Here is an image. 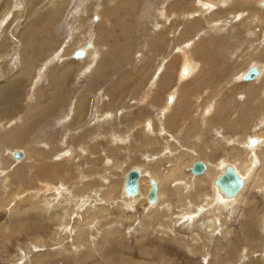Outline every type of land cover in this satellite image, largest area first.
Listing matches in <instances>:
<instances>
[{
  "label": "rangeland",
  "instance_id": "1",
  "mask_svg": "<svg viewBox=\"0 0 264 264\" xmlns=\"http://www.w3.org/2000/svg\"><path fill=\"white\" fill-rule=\"evenodd\" d=\"M47 1L38 0L37 8L44 6L40 10L42 13L33 14L32 6L36 0H0V19L7 16L6 22H2L0 35V120L3 121H0V264H34L36 260L38 264H262L264 142L255 150L259 157L255 175H259V180L255 184L252 182L251 187L250 181L247 182L249 188L245 198L237 211L224 222L226 231L231 230L230 234L217 231L214 235L208 234L211 239L208 236L205 239L207 234L200 221L203 216L198 214L199 202L193 198L188 203L189 208L179 206L181 199L178 196L181 195L176 189L184 190L187 195L201 190L208 199L213 195L212 181L205 179V183L197 184L193 174L189 176V182L172 178L164 184L167 200L163 205H171L165 229H162V225L158 226V220H164V214L149 212L154 220L146 216L148 211L155 209L146 200L131 211L123 206L132 219L120 221L119 225L115 222L120 220L121 214H125L116 208L117 205L109 204V219L104 218L106 216L101 211L94 213L91 208L95 199L103 196L94 191L96 186L107 182L109 190L115 188L113 198L119 201L124 196L125 173L132 168L146 166L152 171L157 170L156 176L162 179L173 166L174 161L170 159L183 152L186 153L184 170L187 173L190 172L187 165L196 161H202L207 166L209 164L212 168L222 160H233L238 164L242 162V167L252 164V160L243 161V147L235 142L242 140L244 133L250 139H256L258 135L264 139V75L253 83L250 90L243 84V78L241 80L246 69L251 70L256 64L264 65V48L255 54L249 53L252 41L262 45L264 28H253L254 33L249 34L247 16L242 14V5L246 1L233 0L228 3L227 0V5H217L211 10L200 5L202 2L212 5L222 0H65L60 11L55 5L46 4ZM250 1L248 8H253L250 10L253 11L260 0ZM198 7L208 12L202 14L200 10L197 11ZM257 10L262 12L263 9ZM44 13L47 16L42 18L44 24H41L42 19L38 18L45 16ZM237 16L242 17L238 21L233 20ZM223 17L226 19L222 20ZM214 20L217 23H212ZM18 21L21 24L15 23ZM79 49L89 50L86 57L74 56ZM95 49L99 50L97 57H94L95 53H89ZM187 55L197 64V68L195 74L183 78L181 71ZM20 62L22 67L27 62L35 63L37 69L46 67L43 77L39 78L42 81L36 93L37 102H41L45 110L34 114L31 107L27 123L23 122L24 127L17 129L18 120L8 123L3 118L13 119L17 109L21 108L16 113V119H19L32 96L31 86L22 80L24 70ZM64 62L69 65L72 62L70 71L59 78L61 81L54 83L57 89L54 86L53 89L57 92L52 93V85L46 82L49 69L57 64L60 65L58 68L63 67ZM235 70L242 73L230 81L228 87L224 86ZM38 72L40 70L33 74L36 76ZM181 78L186 82H181ZM17 79L22 82L20 88L10 91L18 85ZM174 86L178 87L179 100L174 102L175 108L167 117V127L159 123L158 111L167 101L171 102L168 98ZM7 92L13 98H9ZM149 95L152 103L143 104L142 100ZM8 98L18 102L5 103ZM212 100L227 107L223 113L235 119V123L228 124L227 118L222 121V117L214 114L215 111L213 118L205 123L204 116L198 115V112L201 113L199 107L206 105L209 108ZM70 110H73V118L66 119ZM178 117L181 122L189 117L183 128H180L182 124ZM154 118L155 138L148 141L144 136L146 130L143 124L147 125V121ZM170 125H173L172 128ZM176 128L182 129V132L177 133L179 129ZM9 132L12 137L20 133V141L13 143ZM24 132L26 135H23ZM46 132L53 138L46 137ZM49 141L51 145L56 143L51 150L47 146ZM77 147H82V150ZM11 150L22 151L24 155L22 158L12 157L9 153ZM68 151L76 154L75 160L71 155L66 157ZM120 162L122 167H119ZM85 185L87 190L83 189ZM56 192H62V195ZM46 197L53 199L50 207H32L31 203L37 204L40 202L38 199ZM55 201H59L60 205L56 206ZM56 210L66 224L55 217ZM215 213L204 212L203 215L206 218ZM94 216H97L96 223L86 225L85 222L91 221ZM78 219L84 220L78 227H86L80 236L73 233ZM151 223L154 224L153 228H148L147 225ZM195 231H199L201 242L207 245L206 248L196 249L197 252L190 247L199 244L192 242ZM257 242L259 244L255 246ZM67 243L74 246L72 253L61 251ZM79 243L83 246L78 247ZM249 244L256 251L248 253V259L242 261L241 253Z\"/></svg>",
  "mask_w": 264,
  "mask_h": 264
},
{
  "label": "bare ground",
  "instance_id": "2",
  "mask_svg": "<svg viewBox=\"0 0 264 264\" xmlns=\"http://www.w3.org/2000/svg\"><path fill=\"white\" fill-rule=\"evenodd\" d=\"M35 1V0H34ZM38 0H36V2H35V5L34 6H32V7H34L33 8V14H35V13H42L40 10L44 7V6H41V7H38L37 8V4H38V2H37ZM231 1H233V0H228V3H230ZM244 1H246V3L244 4V5H242V7H243V10H244V12L242 13V14H244L245 16H247V18H246V20H247V29L249 30L248 32H249V34H253L254 32H252L253 31V28L254 29H260L261 27L262 28H264V13H263V10H264V0H260V1H258V2H256L257 4L256 5H258L257 6V8H259V9H263L262 10V12L260 11V10H257V8H255V10H253V11H250V10H252V9H249L248 8V6L250 5V0H244ZM25 2V1H24ZM200 2V1H199ZM198 2V3H199ZM212 2H213V0H212ZM234 2V1H233ZM243 2V1H242ZM64 3H65V0H48L47 1V3L46 4H50V5H55L56 7H57V9L60 11L61 9H63V6H64ZM210 3V2H209ZM227 3V0H222V1H220L219 3H212V5H210V4H207V3H204V2H202V4L200 5V6H202L203 8H208V7H210V9L212 10H214L215 9V7L217 6V5H219V6H225V5H227L226 4ZM254 4V3H253ZM252 4V5H253ZM40 6V5H39ZM163 6H164V4H163ZM26 7V6H25ZM49 9H50V6L48 7ZM105 8V7H104ZM225 8V7H224ZM45 9V8H44ZM51 10V9H50ZM201 11L202 12V14L204 13H207L208 11H205V10H202V9H200L199 7H198V10L197 11ZM210 10V11H211ZM59 11H57L58 13H59ZM203 11H205V12H203ZM235 11V10H234ZM12 12V11H11ZM52 12V11H51ZM200 12V13H201ZM212 12V11H211ZM211 12H209V13H211ZM242 12V11H241ZM47 13V12H46ZM164 13H167V12H164ZM185 13V12H184ZM238 13V12H237ZM236 13V14H237ZM263 13V14H262ZM45 14V13H44ZM234 14V13H233ZM27 15V14H26ZM57 15V14H56ZM105 15V14H104ZM103 15V16H104ZM35 16V15H34ZM47 16V14H45V16H39L40 18H38V20H40V19H45V17ZM62 16V15H61ZM243 16V15H242ZM242 16H237V17H235V19H233V20H235V21H238L239 20V17H242ZM228 17V16H227ZM49 18V17H48ZM60 18V17H59ZM104 18V17H103ZM117 18V17H116ZM224 18L226 19V17H223V19L222 20H224ZM233 18V17H232ZM6 19H7V16H5V17H2L1 19H0V35L2 34V24L4 23V22H6ZM41 20V24L43 23L44 24V20ZM211 19V18H210ZM121 20V19H120ZM47 21H49V19L47 20ZM3 22V23H2ZM38 22V21H37ZM45 22H46V20H45ZM15 23H17V25H19V24H21V21H18V22H15ZM23 23V22H22ZM212 23H217L215 20L214 21H212ZM46 24H48L47 22H46ZM45 24V25H46ZM51 25V24H50ZM14 26V25H13ZM32 28V27H31ZM47 28V27H46ZM49 28H50V26H49ZM14 29V28H13ZM30 30V29H29ZM32 30V29H31ZM11 31H13V30H11ZM27 31V30H26ZM23 32V31H22ZM31 32V31H30ZM34 32V31H33ZM10 33V32H9ZM256 33V32H255ZM44 34V33H43ZM257 35V34H256ZM255 35V36H256ZM259 35V34H258ZM257 35V36H258ZM112 36V35H111ZM257 36H256V38H257ZM37 37V36H36ZM45 37V36H44ZM20 38V37H19ZM21 39V38H20ZM89 39H91L92 40V38L90 37ZM197 39V38H196ZM196 39H194L195 41H196ZM255 39V38H254ZM15 42H17L16 40H14ZM20 41V40H19ZM86 41V40H85ZM84 41V42H85ZM93 41V40H92ZM260 42V41H259ZM87 43H88V40H87ZM256 43H253V41L251 42V46L249 47V53H252V54H255V52L257 51V50H263V48H264V39L262 40V45H255ZM258 44H260V43H258ZM86 45V44H85ZM95 45V44H94ZM222 45V44H221ZM89 46H91V43L89 42ZM19 47H21V44L19 43ZM42 47V46H41ZM70 47V46H69ZM84 47V46H83ZM86 47V46H85ZM92 47H93V45H92ZM24 48V47H23ZM65 48V47H64ZM87 48V47H86ZM90 48V47H89ZM43 49V48H42ZM45 49V48H44ZM16 50H17V48H16ZM15 50V51H16ZM68 50V49H67ZM85 50V49H84ZM2 51V50H1ZM20 51V50H19ZM89 50H85V57H86V55H87V52H88ZM21 52V51H20ZM90 54H93V53H95V55H94V57L96 56H98L99 55V50H94V51H92V53L91 52H89ZM184 53H186V52H184ZM16 54H18V53H16ZM23 54V53H22ZM187 54V53H186ZM204 54V53H203ZM3 55V54H2ZM19 55V54H18ZM13 56V55H12ZM90 56H91V60H94L93 59V57H92V55H89V58H90ZM186 56V55H185ZM188 56V55H187ZM15 57V56H14ZM253 57V56H252ZM16 58V57H15ZM66 58V57H65ZM1 59V58H0ZM61 59H63V58H61ZM86 59V58H85ZM249 59V58H248ZM2 60V59H1ZM182 60V59H181ZM250 60H251V58H250ZM53 61V60H52ZM66 61V60H65ZM117 62V61H116ZM246 62V61H245ZM70 63V62H69ZM72 63V62H71ZM71 63H70V65H71ZM247 63H250V61H248ZM48 64H50V63H48ZM84 64V63H83ZM183 69H182V71H181V76L183 77V78H187V77H189L190 75H192V74H195V71H196V68H197V64L196 63H194L190 58H189V56L187 57V58H185L184 60H183ZM246 63H244V65H245ZM52 65V64H51ZM62 65V64H61ZM70 65L67 63V62H64V64H63V67H60V68H58L60 65L59 64H57V65H55V66H53V67H50V69H49V74L47 75V81L46 82H49V84L50 85H52V89H51V91H52V93L53 92H55V90L57 89V87L56 86H54V83L56 82V81H61V79H59L60 77H65L66 76V74H67V72L68 71H70ZM247 65V64H246ZM245 65V66H246ZM249 65V64H248ZM20 66H21V62H20ZM254 67H253V69H256L257 70V76L254 78V79H247L246 78V75L248 74V72L250 71L249 69H246L247 71L245 72V73H243L241 76V80H242V78H243V80L245 81V83H243L244 85H246V87H248L249 89L248 90H250L251 88L250 87H253V83L254 82H256L257 80H259V78H261V76L262 75H264V65L263 64H259V65H253ZM48 67V66H47ZM90 68H92V66H89ZM88 67V68H89ZM113 67V66H112ZM252 67V66H251ZM46 68V67H45ZM45 68L42 70V69H40L39 67H38V69H37V67L35 66V63H30V62H27V64H25V66L24 67H22L21 66V69H23L24 71H23V73H21V74H23V77H22V80L24 79V82H27V85H29V86H31V88H32V96L31 97H29V98H31L30 100H28V103L26 104V111H24V114H22L21 113V115H20V118L19 119H16V113L18 112V111H20V109L21 108H18L17 109V111H16V113H15V115H13L12 116V118L13 119H9L8 117H4L3 119L4 120H6V122L8 121V123H10V121H16V120H18V122H17V129H20V128H23L24 127V125H25V123H27V116L29 115V113L32 111L34 114H40V113H43L44 112V110H45V108H44V106H43V104L41 103V102H37V99H36V93H37V91L39 90V85H40V81H42V80H40L39 78L40 77H43V71L45 70ZM246 68H248V67H246ZM18 69V68H17ZM239 69V68H238ZM38 70H40V72H38V74L35 76V74H33L34 72L36 73V71H38ZM241 71H244V70H241ZM234 74L232 75V77L230 78V79H228V80H226V82H225V85L224 86H226V87H228V85H229V83H231L230 81H232L234 78H236V77H239V74L240 73H242V72H238L237 70H235L234 72H233ZM32 74L35 76V77H33L32 76ZM163 74V73H162ZM228 74V73H227ZM243 75H245L244 77H243ZM221 78H222V76H221ZM68 79V78H67ZM160 80H161V78H159ZM44 80V79H43ZM17 81V86H13V88H11L10 89V91L12 90V91H16V90H18L19 88H20V86H21V81L19 80V79H17L16 80ZM180 81L181 82H184L185 81V79H180ZM238 81V80H237ZM243 81V82H244ZM186 82V81H185ZM57 83V82H56ZM60 83V82H59ZM67 83V82H66ZM236 84V83H235ZM236 85H238V84H236ZM53 86L54 87H56V89L54 90L53 89ZM159 86H161L160 85V83H159ZM178 86V85H177ZM177 86H174V87H172L171 88V95H169V97H170V99L168 98V100H170L171 102H169V101H167V103H165L164 104V107L163 108H161V109H159V119H160V122L159 123H161V124H164V125H167L166 124V122L168 121L167 120V117H168V115L169 114H172V112H171V110H172V108L174 107L173 105H174V102L176 103V101H178L179 100V97H177V90H178V87ZM223 87V86H222ZM220 88L221 89V91H223V88ZM59 88V87H58ZM235 88V87H234ZM240 88V87H239ZM244 88V87H243ZM60 89H62V88H60ZM235 90V89H234ZM220 91V92H221ZM233 91V90H232ZM56 92H57V90H56ZM58 92H59V90H58ZM147 92V91H146ZM154 92V91H153ZM243 92V91H242ZM8 94H6L7 96H10L9 98H13V95H10L9 94V92H7ZM15 93V92H14ZM240 93V92H239ZM238 93V94H239ZM4 95H5V93H3ZM11 94H13V92H11ZM56 94V93H55ZM184 94V93H183ZM6 95L4 96L5 98H6ZM18 95V94H17ZM54 95V94H53ZM189 95V94H188ZM197 95H199V94H197ZM240 96L242 95L241 93L239 94ZM12 96V97H11ZM179 96V95H178ZM181 96V95H180ZM187 96V95H186ZM203 96V95H202ZM239 96V97H240ZM2 97V96H1ZM15 97V96H14ZM165 97V96H164ZM188 97V96H187ZM8 98V100L7 99H5V103H8V102H13V103H17L18 102V100H13V99H9ZM16 98H18V97H16ZM57 98H58V94H57ZM78 98V97H77ZM151 96L149 95V97L147 98V99H144V100H142L143 102V104H151L152 102H151ZM198 98H199V96H198ZM180 99H181V97H180ZM188 99V98H187ZM80 100V99H79ZM201 100V99H200ZM264 100V99H263ZM141 101V100H140ZM199 101V100H198ZM226 101V100H225ZM75 102V101H74ZM82 102V101H81ZM84 102H86V101H84ZM188 102H189V100H188ZM187 102V103H188ZM200 102V101H199ZM215 102L216 101H214V100H212V102L210 103V107L208 108V107H206V105L204 106V108H202L201 106L199 107V110H201V113H199L198 112V115L199 116H204V119H205V123L206 122H208V121H210V119H212L213 118V112L215 111V113L214 114H218L220 117H222V118H220L222 121H225L224 119L225 118H227V120L229 121V123L228 124H233V123H235V119H232V118H228V116H226L225 115V113H223L225 110H226V108L227 107H225V106H223V105H219V103H216L215 104ZM235 102H237V101H235ZM78 103V102H77ZM80 103V102H79ZM164 103V102H163ZM179 103V102H178ZM190 103V102H189ZM80 104H83V103H80ZM180 104H181V101H180ZM153 105V104H152ZM74 106V105H73ZM80 106H82V105H80ZM83 106H85L84 104H83ZM156 105H154L153 107H155ZM179 106V105H178ZM257 106H259V105H257ZM263 106V105H262ZM31 107L33 108L31 111H30V109H31ZM75 107V106H74ZM77 107V106H76ZM157 107H159V106H157ZM175 108V107H174ZM198 108V107H197ZM258 108V107H257ZM79 109H80V107H79ZM230 109V108H229ZM260 109V108H259ZM73 110H74V108H73ZM73 110H70V112H69V116L66 118V119H72L73 117H72V113H73ZM176 110H177V108H176ZM175 110V111H176ZM199 110H197V111H199ZM79 111V110H78ZM80 111H81V109H80ZM82 111H85V110H82ZM76 112V111H75ZM242 112V111H241ZM78 114H79V112H77ZM83 113V112H82ZM81 112H80V114H82ZM187 113V112H186ZM48 114H50V112L48 113ZM77 114V116H79ZM85 114V113H84ZM182 114V113H181ZM181 114H179V115H181ZM184 114V113H183ZM197 114V113H196ZM43 115V114H42ZM45 115V114H44ZM83 115V114H82ZM81 115V116H82ZM188 115V114H187ZM197 115V116H198ZM75 116V118L74 119H76V115H74ZM177 116V115H176ZM184 116V115H183ZM196 116V117H197ZM44 117V116H43ZM50 117V116H49ZM48 117V118H49ZM80 117V116H79ZM195 117V118H196ZM238 117V116H237ZM6 118H8V119H6ZM47 118V119H48ZM81 118V117H80ZM83 118V117H82ZM139 118V117H138ZM73 119V120H74ZM141 119V118H140ZM178 119V121H179V123L180 124H182V127H181V125H180V128H183V125L186 123V120H189V117H186V118H183L182 119V122L180 121V119H179V117L177 118ZM81 120V119H80ZM145 120V119H144ZM156 120H158V119H156ZM0 121H2V120H0ZM159 121V120H158ZM170 121V120H169ZM3 122V121H2ZM5 122V121H4ZM23 122H25V123H23ZM137 122V121H136ZM252 122V121H251ZM81 123V122H80ZM80 123H78L79 125H81ZM85 123V122H84ZM83 123V124H84ZM141 123V122H140ZM143 123V122H142ZM155 123V118L154 119H150L149 121H147V125H145V123L143 124V127L145 128H143L144 130H146V132L144 133L145 135V137H146V140H148V141H151V139L152 140H154V138H155V136H154V134H155V132H154V128H153V124ZM158 123V124H159ZM173 123H175L174 121H173ZM172 123V124H173ZM178 123V122H177ZM177 123H175V124H177ZM248 123V122H247ZM51 124H52V122H51ZM82 124V125H83ZM187 124V123H186ZM0 125H2V124H0ZM70 125V124H69ZM27 126V125H26ZM78 126V125H77ZM156 126H159V125H156ZM173 126V125H172ZM172 126L170 125V127L172 128ZM177 126V125H176ZM225 126V125H224ZM228 126V125H227ZM227 126H225V127H227ZM232 126V125H231ZM80 127V126H79ZM142 127V126H141ZM164 127H166V126H164ZM167 127H168V125H167ZM166 127V128H167ZM185 127V126H184ZM224 127V128H225ZM229 127V126H228ZM159 128V127H158ZM206 128V127H205ZM68 129H70V128H68ZM80 129V128H79ZM156 129H157V127H156ZM156 129H155V131H156ZM165 129V128H164ZM168 129V128H167ZM177 129H179V128H176V130ZM67 130V129H66ZM76 130V128H74V130L73 131H75ZM159 130V129H158ZM157 130V131H158ZM214 130V129H213ZM15 131V130H14ZM14 131H12L13 133H14ZM17 131V130H16ZM22 131H24V130H22ZM138 131V130H137ZM173 133H175V130L173 129ZM185 131V130H184ZM159 132V131H158ZM165 132H168V131H165ZM171 132H172V129H171ZM182 132V129H179L178 130V132L177 133H181ZM10 133V134H9ZM8 134L9 135H11V137H12V134H11V132H9ZM116 134H117V132H115ZM132 133V132H131ZM211 133V132H210ZM259 133H263V132H259ZM19 134L20 133H18V134H15V135H17V137H12L14 140H12V142L13 143H17V142H19L20 141V136H19ZM22 134V133H21ZM26 135V133L24 132L23 133V135ZM64 134V133H63ZM120 134V133H119ZM172 134V133H171ZM184 134V133H183ZM66 135H68V134H66ZM65 135V136H66ZM112 135H113V133H112ZM125 135V134H124ZM63 136V135H62ZM130 136H131V134H130ZM178 136V135H177ZM243 136V135H242ZM23 137V136H22ZM46 137H48V138H53V136L51 135V134H48L47 132H46ZM90 137V136H89ZM88 137V138H89ZM239 137V136H238ZM16 138V139H15ZM67 139V137L66 138H64V141H65V143H66V140ZM242 140H237L235 143H237V145H239V146H241V147H243V157H244V159H243V161H250V160H252L251 162H252V164H250V165H246V166H241L242 164V162L241 163H237V162H235V161H229V160H222V161H218V163H216V164H214L213 165V168H212V166L211 165H209L208 164V166H207V164H205L204 162V165H205V168H204V170H203V172H201V173H199V174H197V173H195V172H193V170H192V164L193 163H191V164H188L187 166H188V169H189V171L191 172H193V173H190V172H186L184 169H185V166H184V156H185V154H184V152H183V154H178L177 156H175L174 154H173V156H175V157H173V158H171V159H173V160H171L170 159V161H174L173 162V166L171 167V169H169L170 171L162 178V179H159L160 178V176H159V178L156 176V172L155 171H157V170H155V171H152V170H150V169H148L149 167H146V166H142V167H136V168H132L131 170H133V169H137L138 171H139V173H140V176H139V178H138V187H137V190H136V192H134V193H132V194H130V193H127L126 191H125V184H126V179H127V176H128V173L131 171V170H129L127 173H125V176H124V183H123V192H124V196H123V198H121V199H119V201H115V198H113V192L115 191V188H113L112 187V189L111 190H109V186H107L106 184H107V182H106V184L105 185H102V186H96L95 188H94V191H96L97 192V194H100V193H102V197H100V199H95V201L92 203V205H91V208H92V210H93V212L94 213H97V212H100L101 211V213L103 214V215H105L106 217H104V218H108L109 219V216H110V210H111V208H110V205L109 204H111V205H117L116 206V208L118 209V210H120V211H122V212H124V214L125 215H123V214H121V217H120V220H118V221H116L115 223L117 224V225H119L120 224V221H123V220H126V221H129V220H131L132 219V215L131 214H129L127 211H126V209H128L129 211H131V210H133L135 207H136V205L138 204H140L143 200H146V202L149 204V206L150 207H154L155 209H153V208H149V209H153L152 211H148V214L146 213V216L149 218V219H152V220H154L155 218L154 217H151L150 215H149V212H152V213H154L155 215H157V213L159 214V215H162V214H164L163 215V217H164V220H158V226H161L162 225V229H165L166 227H167V225H168V223H165V220L168 222V219H166V217H167V215H169V211H170V207H171V205L169 204V203H167L166 205H163L164 203H165V201L167 200L166 199V195H165V193H164V184L167 182V181H169V180H173L172 178H175V180H177V181H181V182H189V181H191V180H189V178H191V177H189V176H192V174H193V176H196L195 178H196V182L195 183H197L198 184V182H200V183H205V179H207V181L209 180H211L212 181V186H213V188H212V190H213V195L208 199V197H207V194L205 195L201 190H199V191H197L196 193H194V194H190V195H187V194H185V191L184 190H178V189H176V191H177V193H178V195H181V197L180 196H178L179 197V199H181L180 200V204H179V206H181V208H183V209H185V208H189L190 206H189V201L190 200H192L193 198H195V200L197 201V202H199V206H200V208H199V211H198V214H200V215H202L203 217H201L200 219V221H202V223H203V229H204V231H205V233L207 234L206 235V238L205 239H207V236H208V234L209 235H214L215 234V232H220V233H222V232H224L225 234H230L231 233V230H227L226 231V229H227V226H225L224 225V222L226 221V218L228 217V216H232V214H233V212H235V211H237V207L239 206V204H240V202L242 201V199L243 198H245V192H247L248 191V188H249V186L251 185V183L252 182H254V184L256 183V182H258V180H259V175H255V171L257 170L256 169V167H257V164H258V162H259V157H258V155H257V153L255 152V150L264 142V139H263V137H261V136H257L256 137V139H254V142H252V140L253 139H250L249 137H247V135H246V133H244V136L241 138ZM117 140H119L120 141V139L118 138ZM245 140V141H244ZM46 141V140H45ZM55 141V140H54ZM147 141V142H148ZM202 141H203V139H202ZM53 142V141H52ZM55 143V142H54ZM158 143V142H157ZM203 143V142H202ZM219 143V142H218ZM82 144V143H81ZM148 144H150L149 142H148ZM185 144V143H184ZM183 144V145H184ZM187 144V143H186ZM256 144H258L257 146H255V147H253V145H256ZM52 145H56V143L55 144H53L52 143ZM51 145V143H50V141H49V144L47 145L48 146V148H50V150H51V147H54V146H52ZM79 145V144H78ZM89 145V144H88ZM173 145H175V144H173ZM215 145V144H214ZM214 145H213V147H214ZM236 145V146H237ZM251 145V146H250ZM46 146V147H47ZM94 146V145H93ZM171 146V145H170ZM176 146V145H175ZM175 146H174V149H175ZM182 146V145H181ZM56 147V146H55ZM209 147V146H208ZM57 148V147H56ZM78 148V147H77ZM231 148V147H230ZM233 148V147H232ZM235 148V147H234ZM240 148V147H239ZM82 150V147H79L78 148V150ZM76 150V149H75ZM77 150V151H78ZM88 152H90V147H88ZM171 150H173V147L172 148H170V150H169V153H170V151ZM176 150H179V149H176ZM189 150V149H188ZM234 150V149H233ZM26 151V150H25ZM92 151V150H91ZM240 151V150H239ZM264 151V150H263ZM262 151V152H263ZM17 151L16 150H11V151H9V153L12 155V157H16L15 156V153H16ZM75 152V151H74ZM84 152H86L87 153V151H85L84 150ZM181 152V151H180ZM229 152V151H228ZM168 153V154H169ZM172 153V152H171ZM28 152H26V155H27V158H29V156H28ZM67 155H66V157H68L69 155H71V158L72 159H74L75 160V158H76V154H74L72 151L70 152V151H68L67 153H66ZM167 154V155H168ZM207 154H208V152H207ZM160 155V154H159ZM158 155V156H159ZM31 156V155H30ZM47 156V155H46ZM26 157V156H25ZM64 157V156H63ZM166 157V156H165ZM170 158V157H169ZM68 159V158H67ZM165 159V158H164ZM168 159V158H167ZM237 159H240V158H237ZM159 160V159H158ZM160 160H161V158H160ZM17 161H18V159H17ZM56 161V160H55ZM65 162V161H64ZM68 162H70V161H68ZM117 162V161H116ZM165 162V161H164ZM171 162V163H172ZM202 162V161H201ZM19 163V162H18ZM161 163V162H160ZM157 164H158V162H157ZM156 164V165H157ZM45 165V164H44ZM170 165V164H169ZM194 165V164H193ZM228 165H231V166H233L234 167V169L236 170V172L241 176V178H243V180H244V184H243V187L241 188V190L237 193V194H235L234 196H227V195H225V194H223L222 193V191L220 190V188H219V186H218V184L216 183V180L223 174V172L225 171V169H226V167L228 166ZM153 166V165H152ZM159 166V165H158ZM192 166V167H191ZM52 167V166H51ZM119 167H122V164H121V162H120V164H119ZM155 167V166H154ZM49 168V167H48ZM105 168V167H104ZM159 168V167H158ZM153 169V168H152ZM213 169H214V171H213ZM216 170H217V172H216ZM252 170L254 171V172H252ZM104 172H106V170L104 171ZM191 174V175H190ZM195 174V175H194ZM201 174V175H200ZM199 175V176H198ZM79 177V176H78ZM88 178V177H87ZM87 178H86V180H87ZM186 178H187V180H186ZM213 178V179H212ZM263 179H264V175H263V177H262ZM79 179V178H78ZM154 180V181H156V183H157V200L155 201V202H152L151 200H150V197H149V194H150V191H151V187H152V184H151V180ZM9 180V178L8 179H6V181H8ZM41 181V180H40ZM249 181H250V184H249V186L247 187V185H248V183H249ZM148 182V183H147ZM248 182V183H247ZM46 183V182H45ZM91 183V182H90ZM93 183H95V181L93 182ZM103 183H104V181H103ZM169 184V183H168ZM185 184V183H184ZM193 184H194V182H193ZM63 185H65V184H63ZM62 186V185H61ZM65 186H67V185H65ZM88 186V185H87ZM149 188H148V187ZM185 186V185H184ZM41 187H43V186H41ZM63 187V186H62ZM247 187V188H246ZM251 187V186H250ZM50 188V187H49ZM57 188V187H56ZM64 188V187H63ZM90 188V187H89ZM246 188V189H245ZM41 189V188H40ZM47 189V188H46ZM66 189H67V187H66ZM83 189H86V185L84 186V188ZM88 189V188H87ZM86 189V190H87ZM192 189V188H191ZM43 190H45V189H43ZM61 190V189H60ZM59 190V191H60ZM64 190V189H63ZM42 191V190H41ZM48 191V190H47ZM57 191H58V189H57ZM64 191H66V190H64ZM89 191V190H88ZM38 192V191H37ZM49 192V191H48ZM96 192H94L93 194H96ZM12 193V192H11ZM57 193V192H56ZM56 193H55V195H56ZM60 193V192H59ZM59 193H57V194H59ZM62 193V192H61ZM60 193V195H62ZM88 193H91V192H88ZM64 194H65V192H64ZM96 194V196H98ZM41 195H42V193H41ZM30 196H32V195H30ZM57 196V195H56ZM94 196V195H93ZM34 197V196H33ZM38 197V196H37ZM51 197V196H50ZM73 197V196H72ZM213 197V198H212ZM35 198V197H34ZM33 198V199H34ZM47 198V199H46ZM46 198H40V199H38L37 201H40V202H38L37 204H35V202L34 203H31V205H32V207L34 206V205H36L37 206V208H38V206L39 207H42V206H45V209H47V206L48 207H50V205H51V203H53V202H51V201H53V199H50L49 197H46ZM98 198H99V196H98ZM62 199V198H61ZM60 199V200H61ZM75 199H77V197H76V194H75ZM85 199V198H84ZM208 199V200H207ZM240 199V200H239ZM70 200H71V198H70ZM80 200V199H79ZM91 200H93V199H91ZM90 200V201H91ZM238 200H239V202H238ZM78 201V200H77ZM76 201V202H77ZM81 201V200H80ZM207 201V203L205 204V202ZM62 202V201H61ZM71 202V201H70ZM69 202V203H70ZM73 202H74V200H73ZM75 202V203H76ZM84 202V201H83ZM92 202V201H91ZM144 202V201H143ZM238 202V203H237ZM247 202V201H246ZM69 203H68V205H69ZM78 203V202H77ZM76 203V204H77ZM81 203V202H80ZM85 203V202H84ZM101 203H103V204H101ZM160 203V204H159ZM237 203V204H236ZM54 204H56V206H59L60 204H59V201L57 202V201H55V203ZM59 204V205H58ZM73 204V203H72ZM79 204V203H78ZM77 204V206H81V205H78ZM141 204H143V203H141ZM204 204H205V206H204ZM236 204V205H235ZM90 205V204H89ZM109 205V206H108ZM235 205V206H234ZM74 206V205H73ZM83 206V205H82ZM126 208H124V207ZM233 206V207H232ZM79 207H77V209L79 208ZM89 207V206H88ZM146 207V206H145ZM229 207H232V208H230V209H227V208H229ZM44 208V207H43ZM54 208V207H53ZM76 208V207H75ZM115 208V207H114ZM44 209V210H45ZM65 209V208H64ZM81 209V208H80ZM90 209V208H89ZM223 209H227V210H224V211H221V212H217V213H215L216 211H218V210H223ZM73 210H75L74 208H73ZM83 210H85V209H83ZM167 210V211H166ZM67 211V210H66ZM82 211V210H81ZM206 212V213H210V214H212V213H215L214 215H208L206 218H205V216L203 215V213L204 212ZM209 211V212H208ZM79 212V211H78ZM197 212V211H196ZM55 213L56 214H54L55 215V217L58 219H60V220H62L61 219V215L59 214V213H57V210L55 211ZM77 213V212H76ZM69 214V213H68ZM80 214V213H79ZM183 214V213H182ZM70 215V214H69ZM76 215V214H75ZM127 215V216H126ZM206 215V214H205ZM197 216V215H196ZM66 217H68L67 215H66ZM73 217V216H72ZM75 217V216H74ZM80 218H82L81 216H79ZM191 217H192V215H191ZM200 217V216H199ZM198 217V218H199ZM71 218V217H70ZM77 218V217H76ZM190 218V217H189ZM193 218H194V216H193ZM68 219V218H67ZM69 220V219H68ZM97 220V216H94L93 217V219L91 220V221H87V222H85V224L86 225H91V223H94L95 221ZM261 220H263V224H264V216H263V218L261 219ZM70 221V220H69ZM170 221V220H169ZM65 222H66V219H65ZM68 222V221H67ZM109 222V221H108ZM145 222V221H144ZM64 223V221L62 220V224ZM82 223H84V220L83 219H81V220H77V224L75 225V231L73 232V233H76V235H78V236H80V234L81 233H83L84 231H85V228H83V227H78V225L79 224H82ZM96 223V222H95ZM148 223V222H147ZM61 224V225H62ZM64 224H66V223H64ZM141 224V223H140ZM143 224V223H142ZM167 224V225H166ZM65 226V225H64ZM153 226H154V224H148L147 225V227L148 228H153ZM63 227V226H62ZM117 227V226H116ZM230 226H228V228H229ZM68 228V227H67ZM70 228H71V225H70ZM69 228V229H70ZM62 230V229H61ZM66 230V229H65ZM145 230H147L146 228H145ZM70 231V230H69ZM194 231V230H193ZM263 231H264V225H263ZM194 235H192V237H193V239H192V242L193 243H195V242H198L199 244H196V245H194L193 247L192 246H190L191 248H193V250H195L196 251V249L198 250L200 247H202V248H206V244L205 243H203V242H201V238H200V234H199V231H195V233H193ZM220 237V236H219ZM208 238H209V236H208ZM231 238V237H230ZM209 239H211V236H210V238ZM253 239V238H252ZM260 239V238H259ZM227 240H229V238L227 239ZM245 240V239H244ZM254 240V239H253ZM209 241V240H208ZM260 241H262V240H260ZM259 241V242H260ZM264 241V240H263ZM72 242V241H71ZM87 242V241H86ZM227 242V241H226ZM259 242H257V243H255V246H257L258 244H259ZM227 243H229V242H227ZM249 243H251V242H249ZM70 243H67V245H65L62 249H61V251H65V252H68V253H72V251H73V248H74V246L71 244V245H69ZM77 244V243H76ZM224 245V244H223ZM222 245V246H223ZM246 245V244H245ZM244 245V246H245ZM83 245L81 244V243H79L78 244V247H82ZM228 246V245H227ZM229 246H230V244H229ZM188 248V247H187ZM218 248V247H217ZM222 248H224V247H222ZM242 249V248H241ZM81 250V249H80ZM217 251V253H218V250H216ZM254 251H256V250H254V246L252 245V244H249V245H247L245 248H244V250L242 251V253H241V251H240V253H241V255H242V261H244L246 258L248 259V257L247 256H249L248 255V253H252V252H254ZM262 251V256H263V261H262V264L264 263V245H263V249L261 250ZM260 251V252H261ZM194 252V251H193ZM197 252V251H196ZM199 252V251H198ZM239 253V252H238ZM203 254V253H202ZM210 254V253H209ZM238 255V254H237ZM240 255V256H241ZM253 255H255V253L253 254ZM261 256V257H262ZM216 256H214V258H215ZM251 257V256H250ZM258 259V258H257ZM260 259V258H259ZM228 260V259H227ZM236 260V259H235ZM35 263H37L38 264V261L36 260V262H34V264ZM241 263V262H240ZM232 264V263H231ZM242 264H247V263H242Z\"/></svg>",
  "mask_w": 264,
  "mask_h": 264
},
{
  "label": "water",
  "instance_id": "3",
  "mask_svg": "<svg viewBox=\"0 0 264 264\" xmlns=\"http://www.w3.org/2000/svg\"><path fill=\"white\" fill-rule=\"evenodd\" d=\"M85 55L84 49H79L75 52L74 56L76 58L83 57ZM257 76V70L251 69L248 74L246 75L247 79H254ZM254 142V139L252 140ZM22 151H17L15 153V156L18 158L23 157ZM205 168V165L201 161H196L192 167L193 172L199 174L203 172ZM140 176V173L137 169H133L128 173L126 184H125V191L127 193H134L137 190L138 187V178ZM216 183L218 184L220 190L223 194L227 196H234L237 194L241 188L243 187L244 180L241 178V176L236 172L233 166L228 165L223 172V174L216 180ZM151 191L149 194L150 200L152 202H155L157 200V183L153 179L151 180Z\"/></svg>",
  "mask_w": 264,
  "mask_h": 264
}]
</instances>
